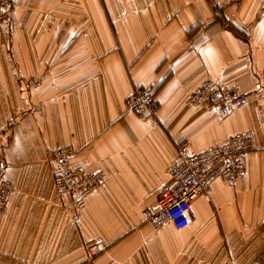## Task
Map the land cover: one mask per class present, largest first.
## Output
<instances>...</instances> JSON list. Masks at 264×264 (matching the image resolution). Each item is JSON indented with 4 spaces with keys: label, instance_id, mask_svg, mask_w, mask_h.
<instances>
[{
    "label": "crops",
    "instance_id": "1",
    "mask_svg": "<svg viewBox=\"0 0 264 264\" xmlns=\"http://www.w3.org/2000/svg\"><path fill=\"white\" fill-rule=\"evenodd\" d=\"M0 24V264H254L264 259V0H14ZM247 101L222 114L189 96L206 79ZM138 85L159 101L142 119ZM255 134L234 184L191 201L196 219L154 228L144 211L171 184L177 147L207 149ZM107 180L74 197L51 176L58 146ZM99 244L93 254L89 247Z\"/></svg>",
    "mask_w": 264,
    "mask_h": 264
},
{
    "label": "built area",
    "instance_id": "2",
    "mask_svg": "<svg viewBox=\"0 0 264 264\" xmlns=\"http://www.w3.org/2000/svg\"><path fill=\"white\" fill-rule=\"evenodd\" d=\"M14 0H0V24H7L14 6ZM248 94L241 90L239 84L222 86L212 79L204 80L192 92L188 101L197 106L217 108L227 114L233 108L242 106ZM131 110L140 118H155L159 101L147 87L138 85L127 100ZM255 147V134L252 131H239L207 149L192 152L187 142L178 145L171 162L169 173L172 182L161 187L157 192L154 208L144 211V218L154 228H160L171 222L176 228L191 224L196 215L191 201L199 196L207 195L217 179L232 185L243 174L248 166V153ZM74 148L68 145L58 146L51 157V176L56 192L59 195L70 194L74 197L76 212L74 220L81 216L86 205L87 196L108 178L106 171H86L72 161ZM4 163L0 159V212H5L9 205V197L15 184L3 179L1 174ZM100 248L99 244L89 247L91 254ZM225 264H233L230 260ZM254 264H264V259H257Z\"/></svg>",
    "mask_w": 264,
    "mask_h": 264
}]
</instances>
